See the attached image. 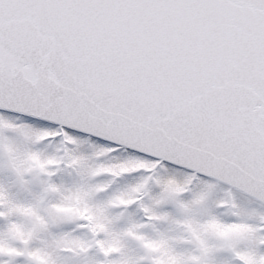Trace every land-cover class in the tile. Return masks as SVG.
<instances>
[{"label":"snow or ice","instance_id":"obj_1","mask_svg":"<svg viewBox=\"0 0 264 264\" xmlns=\"http://www.w3.org/2000/svg\"><path fill=\"white\" fill-rule=\"evenodd\" d=\"M0 264H264V0H0Z\"/></svg>","mask_w":264,"mask_h":264}]
</instances>
